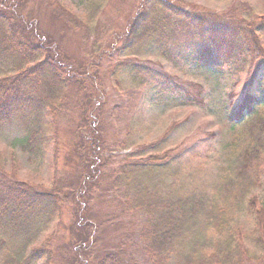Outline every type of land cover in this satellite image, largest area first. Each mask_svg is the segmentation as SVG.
<instances>
[{"label":"trees","instance_id":"16d2710c","mask_svg":"<svg viewBox=\"0 0 264 264\" xmlns=\"http://www.w3.org/2000/svg\"><path fill=\"white\" fill-rule=\"evenodd\" d=\"M10 2L12 4L0 0L1 10L13 12L9 31L2 38L4 49L0 55L19 48L27 52L22 59L24 66L16 76H0V126L22 117L26 132L22 146L31 157L39 154L44 158L52 146L55 156H58V116L63 113L65 117L71 104L78 116L71 135L76 141L75 152L79 161L75 176L69 183L54 182L48 190L39 189L0 170L1 264H54L56 251L51 247L52 239H46L39 246L34 243L53 222L61 221L66 212L72 231L71 239L64 246L66 264H169L172 260L175 264H264V205L257 196L251 197L255 189L264 191V118L252 116L251 124L235 140L232 165L226 176H219L211 182H196L193 176H189L192 178L190 183L184 182L186 185L176 189L167 187L165 190L156 184L148 185L125 199V210L136 214L140 226L136 229V224L124 226L119 223L118 228L127 229V240H139L142 253L139 257L130 250L127 240L122 239L125 231L115 235L116 242L102 239L101 228L115 224L106 217L98 221V213L92 210L93 204L101 197L100 191L96 190L109 176H114L113 186L119 189L129 186L138 172L157 174L165 169L176 174L183 167L180 156L170 157L169 150H166L162 155L151 154L121 163L119 167L109 166L108 160L112 155L103 157L105 129L109 117L121 114L124 102L113 100L114 92L106 90L108 86L99 79L98 71L87 77L92 79L91 83H87L85 78L79 82L74 68L64 69L57 50L52 55L42 43L33 44L30 36L37 32L39 25L26 16H22L18 23L19 12L16 9L21 8L23 0ZM104 3V0L94 3V12L102 10ZM137 14L128 19V29L124 34L116 35L115 45L106 51L111 50L110 53L121 56V53L141 46L144 41L155 39L160 42L162 33L173 22L170 18L184 19L188 24L200 19L197 26L204 39L216 42L220 40L218 34L228 33L229 27L243 37L245 32L249 33L253 40L257 34L264 35V21H250L241 27L238 23L233 26L225 18L221 21L216 17L221 22L219 27L217 21H211L214 25L207 24L206 18H200L196 11L177 8L165 0H143ZM90 19L93 25L98 20L96 13ZM220 41L223 43L225 39ZM193 46L192 52L196 53L195 48L199 50L200 60L217 49L214 46L200 49V44L199 47ZM254 50L256 52L257 48ZM114 53L110 57L112 62H107L113 76L129 70L141 77V85H148L152 91L173 94L185 104H204L201 85L181 82L158 71L152 64L117 59ZM39 55L41 59L37 62ZM217 58L215 56V60ZM39 83L46 84V95L37 93ZM77 83L81 84L78 88ZM261 100H264V91L260 98L250 96L232 114L231 121H241L245 115L254 113L255 104ZM174 130L175 127L169 129L150 149L161 150ZM133 143L128 134L125 140H119L117 146L129 147ZM3 162L4 154L0 151V169ZM186 186L188 188L184 189ZM242 210L250 218L251 228L234 224L235 214Z\"/></svg>","mask_w":264,"mask_h":264},{"label":"rangeland","instance_id":"374dc122","mask_svg":"<svg viewBox=\"0 0 264 264\" xmlns=\"http://www.w3.org/2000/svg\"><path fill=\"white\" fill-rule=\"evenodd\" d=\"M6 1L12 4L10 0ZM97 1L101 0H23L21 8L16 9L19 12L16 19L18 23L22 16L35 20L39 29L36 32L38 34L30 36L32 43H42L48 54L50 51L51 54L56 53L57 50L64 69L74 68L77 81L85 78L87 83H91L92 79L87 77L95 75V71H98L99 79L104 80L108 86L106 90L114 92L113 100L117 103L124 102L121 114L109 117L105 129L106 148L103 157L112 155L108 160L109 166L119 167L121 163L151 154L162 155L166 150H169L170 157L180 156L179 161L183 162L182 170L176 174H171L165 169L157 174L138 172L129 186L119 189L113 186L114 176H109L96 190L100 191L101 197L93 204L92 210L98 213V221H101V217H106L116 225L103 226L100 235L102 239L116 242L117 233L125 231L126 235L122 236L124 240L129 236L126 228H118L120 224H136V229L140 226L136 214L125 210V199L135 195L140 188L156 184L165 190L167 187L176 189L184 182L190 183L192 178L189 176H193L196 182H211L219 176L229 174L235 140L251 124L252 116L264 118V100H261L255 104L254 113L245 115L241 121L233 123L230 119L250 96L260 98L264 91V35L257 34L253 40L248 36L249 33L245 32L246 36L243 37L233 27H229L228 33L218 34L220 40L225 39L221 43L220 40L216 42L204 39L197 26V23H201L200 19L188 24L184 19L170 18L173 22L162 33L160 42L155 39L144 41L141 46L133 51L121 53V56L113 52L117 59L152 64L158 71L168 73L181 82L201 85L204 104H185L173 94L152 91L148 85H141V77L138 78L129 70H123L117 77L111 74V66L107 62H112L110 57L113 53L105 49L113 47L116 43L115 36L124 34L128 29V19L137 14L143 0H104V6L98 13L93 10ZM165 1L177 8L196 11L200 18H206L207 24L214 25L211 21H217L219 27V20L222 21V18L233 26L238 23L241 27L250 21H264V0ZM0 11L2 52V38L9 31L10 15L13 12L1 8ZM95 13L98 20L92 25L90 16ZM19 25L21 30L22 24ZM193 44L197 47L200 44V49L204 46L207 49L213 46L217 49L215 52L210 51L209 56L200 60L197 55L199 50L195 48L196 53L192 52ZM254 48H257L256 52ZM19 49L0 55L1 78L16 76L24 66L22 59L27 50ZM105 52L109 53L104 54ZM215 56L218 57L216 60ZM37 58L39 62L41 55ZM84 71L86 74H83ZM79 85L81 86L78 84L76 88ZM38 92L42 96L46 95V84L39 83ZM58 117V156H55L52 146L44 158L39 157V154L31 157L22 146L26 137L22 117L0 126V151L4 154L0 170L42 190H48L54 182L63 185L69 183L75 176L76 164L79 161L75 152L76 141L71 135V131L76 128L78 116L70 104L66 116L62 113ZM133 122L135 125H132ZM173 127L175 130L170 132L161 150L152 151L151 145L158 142ZM128 134L134 143L129 147L117 146L119 140H125ZM186 188L188 186L184 187ZM253 196H257L264 205L262 189H255L251 197ZM70 222L66 212L61 221L53 222L34 243L39 246L46 239H52L51 247L56 251L54 264H66L64 246L72 237ZM234 224L237 227H252L251 220L244 210L235 214ZM126 243L131 251L141 256L139 240L129 238ZM1 262L0 259V264ZM169 264H175V261L172 260Z\"/></svg>","mask_w":264,"mask_h":264}]
</instances>
